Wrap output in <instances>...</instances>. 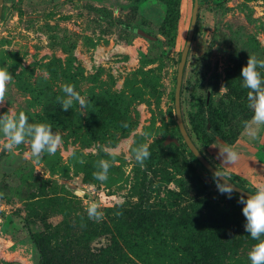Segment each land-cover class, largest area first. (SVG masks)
Here are the masks:
<instances>
[{
    "label": "rangeland",
    "instance_id": "obj_1",
    "mask_svg": "<svg viewBox=\"0 0 264 264\" xmlns=\"http://www.w3.org/2000/svg\"><path fill=\"white\" fill-rule=\"evenodd\" d=\"M193 5L194 0H4L0 68L12 73L13 82L0 114L11 108L25 112L30 123L46 122L63 145L39 163H33L30 142L14 152L0 147V264H38L28 225L77 243L68 249L71 264H85L90 251L104 253L101 264H250L248 253L258 241L245 231L239 196L218 192L178 127L176 78ZM121 20L145 34L126 31ZM250 54L264 59V0H199L181 91L184 122L208 160L255 193L264 184V143L250 140L243 129L252 111L240 77ZM65 84L88 98L85 115L75 106L67 111L69 122L48 120L46 100L63 96ZM97 98L102 109L95 107ZM101 111H116V119L103 123L91 116ZM145 142L151 156L141 167L132 150ZM225 144L240 153L234 165L216 158ZM104 146L118 147L120 155L101 183L92 173L97 161L111 159ZM93 202L105 214L95 223L108 228L88 241L82 236L94 222L86 212ZM33 212L38 217L28 224ZM216 213L230 222L223 246L210 258L201 242Z\"/></svg>",
    "mask_w": 264,
    "mask_h": 264
},
{
    "label": "clouds",
    "instance_id": "obj_2",
    "mask_svg": "<svg viewBox=\"0 0 264 264\" xmlns=\"http://www.w3.org/2000/svg\"><path fill=\"white\" fill-rule=\"evenodd\" d=\"M264 59L255 55H249L246 65L242 67L240 77L241 87L247 90L248 108L252 111L250 120L243 122V129L250 140L264 143ZM47 78V77H46ZM13 82V75L7 68H0V108L8 101L9 85ZM63 96H58L63 111H68L75 106L85 115L88 108V98L82 96L74 85L62 86ZM123 127H128L124 124ZM0 147L8 152H14L21 144L30 142V156L33 163H39L45 154L54 156L63 145V139L59 132H54L51 125L46 122L30 123L28 115L21 111L18 114L11 108L0 114ZM147 135V134H145ZM217 148L216 145H210ZM150 145L140 143L133 150V157L137 164L144 166L150 156ZM216 158L225 166L236 164L240 159V153L232 146L225 144L218 147ZM102 151L111 159H101L96 163V171L92 173L93 179L104 183L108 179L109 169L116 163V157L120 155L118 147H102ZM198 155V153H197ZM79 163L85 161L79 159ZM211 177L220 194L232 198L233 193L239 192L238 203L243 205L242 214L245 218V231L250 237L258 241L248 253L250 264H264V184L260 185L255 193L247 195L236 184L232 183L228 171L217 168L211 170ZM122 205L121 201H116ZM87 217L94 222L104 219V211L98 203H90L86 207ZM116 215L122 213L116 212ZM83 223L81 227H85Z\"/></svg>",
    "mask_w": 264,
    "mask_h": 264
},
{
    "label": "trees",
    "instance_id": "obj_3",
    "mask_svg": "<svg viewBox=\"0 0 264 264\" xmlns=\"http://www.w3.org/2000/svg\"><path fill=\"white\" fill-rule=\"evenodd\" d=\"M119 23L122 24L123 28L126 31H131L133 33L137 34H145L142 27L132 24L130 22L121 20ZM181 58V54H180ZM213 85L211 83V86L208 88L207 94H206V101L210 102L212 94H213ZM95 107H98L99 109L103 108V101L99 98L95 101ZM96 114L95 112L91 114L92 117L95 118V120H103V123L106 118H109V120H115L116 119V111H113L112 115L110 116L104 114ZM44 117L48 120H58V121H64L67 120L68 122L71 120V115L67 113V111H63L59 102L55 98L48 97L45 103V114ZM180 130V129H179ZM165 148H160L159 151H164ZM188 152L191 155L192 159L197 161L199 164H201L207 171H209L197 158V156L190 150L188 147ZM155 156V154H153ZM238 196L240 193H236ZM206 204V203H205ZM38 217L35 212L31 213V216L28 218V224L34 223V219ZM228 222L230 220L227 216L221 215L220 213H216L212 219V221L209 222L208 230H210V233L208 234V237L201 242L203 251H206V254L208 257H214L216 255V248H221L223 245L220 242L222 235L224 234V231L226 230V227L228 226ZM29 230L30 237L34 244L36 245L40 257L38 264H71L72 261V255L68 252V249H72L74 245H77L73 240L68 242L66 239L60 241L57 239V234H42L38 231H34L31 229L30 225L27 226ZM108 227H105V225H102L100 223L93 222L91 225V228L86 230V235L82 236L83 240L88 241L92 239L93 237L99 235V233H103L105 229ZM116 241H118L117 238H115ZM226 241L225 239L222 240ZM220 244V245H219ZM89 255V252H88ZM104 253H93L90 251V256H88V259L86 260L85 264H101L100 259L103 257Z\"/></svg>",
    "mask_w": 264,
    "mask_h": 264
},
{
    "label": "water",
    "instance_id": "obj_4",
    "mask_svg": "<svg viewBox=\"0 0 264 264\" xmlns=\"http://www.w3.org/2000/svg\"><path fill=\"white\" fill-rule=\"evenodd\" d=\"M3 2L4 0H0V15L2 14V11H3ZM198 13H199V0H194L190 27L188 30L186 43L181 53V58H180L179 65H178V72H177V78H176L177 83H176V90H175L174 98H175V109H176V114H177L178 127L180 129V132L185 142L187 143L188 147L190 148V150L197 156V158L201 161V163L211 172L212 169L217 168V167L210 160H208L205 154L192 140L191 135L184 122L183 113H182V105H181V91H182L184 70H185L188 53H189L192 40L194 37V31H195L197 20H198ZM236 186L240 188L241 191L246 194V196L251 195L252 193L254 194V192H251L237 184Z\"/></svg>",
    "mask_w": 264,
    "mask_h": 264
},
{
    "label": "built area",
    "instance_id": "obj_5",
    "mask_svg": "<svg viewBox=\"0 0 264 264\" xmlns=\"http://www.w3.org/2000/svg\"><path fill=\"white\" fill-rule=\"evenodd\" d=\"M4 249H7L6 247H4Z\"/></svg>",
    "mask_w": 264,
    "mask_h": 264
}]
</instances>
